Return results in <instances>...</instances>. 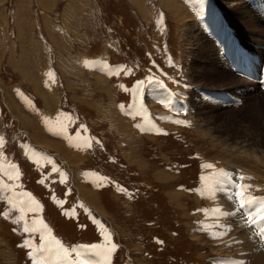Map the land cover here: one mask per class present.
I'll use <instances>...</instances> for the list:
<instances>
[{"label":"rangeland","instance_id":"obj_1","mask_svg":"<svg viewBox=\"0 0 264 264\" xmlns=\"http://www.w3.org/2000/svg\"><path fill=\"white\" fill-rule=\"evenodd\" d=\"M0 137V264H264V0H0Z\"/></svg>","mask_w":264,"mask_h":264},{"label":"snow or ice","instance_id":"obj_2","mask_svg":"<svg viewBox=\"0 0 264 264\" xmlns=\"http://www.w3.org/2000/svg\"><path fill=\"white\" fill-rule=\"evenodd\" d=\"M60 127L62 131L56 134L65 135V138L68 139L66 135L67 125L61 123ZM3 144H4V138L0 137V147H2ZM89 147H91V144H89ZM202 167L207 168V169H213L214 165L209 163V164L202 165ZM53 170L57 171L54 165H53ZM18 175L19 174L17 173V176L15 178L18 179ZM9 178L11 179L13 177H9ZM213 179L216 180L217 186L214 188L209 187L208 189L213 196L215 195L217 191L225 192V194H227L226 188L234 187L238 189V191L235 193V196L241 199V206H243V198H244L245 190L251 186L244 184V183H237L236 181L237 180L245 181V180L251 179V177L245 176L243 174H239L237 169H233L231 171H227L225 169H219L217 172L213 173L211 177L209 176L201 177V180L205 182L209 180H213ZM40 182L43 183V181H40ZM6 187L7 185L0 182V188H6ZM231 198L232 197L229 196V199ZM9 203L11 204L13 203V201L9 200ZM39 208L40 206L33 201L31 202V205L29 206L28 211H38ZM215 211L219 212L220 210L215 209ZM6 215L7 214H5V216ZM20 221H25V215H24L23 209H21V215L16 222L19 223ZM101 227L103 226L101 225ZM23 231L40 233L41 238L46 241L47 247L42 246L40 249H38V251H41V252L47 251V252L55 253V254H59L60 252H63L64 255L67 256V249H64L63 246L60 244V242L51 236V229L48 228V226L44 223L43 220H40V219L33 220L31 226H29L28 223L25 221ZM104 235H105L106 244L103 247V253L105 257L103 264H111V259H110L111 253L115 251L116 245L111 243V238L109 234L105 233ZM25 246H31V241H26ZM85 248H86V251L96 252L101 248V246L91 245L90 247L85 246ZM29 255L32 256V253L30 252ZM32 258L33 260H35L34 256ZM37 264H39V262H37ZM77 264H94V262L89 261V260H82V261H77Z\"/></svg>","mask_w":264,"mask_h":264},{"label":"bare ground","instance_id":"obj_3","mask_svg":"<svg viewBox=\"0 0 264 264\" xmlns=\"http://www.w3.org/2000/svg\"><path fill=\"white\" fill-rule=\"evenodd\" d=\"M226 3V2H225ZM229 3V2H228ZM70 73V72H69ZM68 74V73H67ZM253 159L254 160H256L254 157H253ZM259 161V160H258ZM264 164V163H263ZM262 166V165H261ZM254 168L255 169H258V166L256 165V166H254ZM250 173L251 174H254L256 177H257V179H259V177H262V176H260V175H256L255 174V172H253V171H250ZM263 173H264V171H263ZM237 183H242V181H239V180H237ZM262 186V185H261ZM238 191V189L235 191V193ZM235 193H234V197H235V200H236V202L238 203V204H241V203H239V202H241V199L239 198V197H237V196H235ZM246 194V193H245ZM247 195V194H246ZM245 196V195H244ZM247 198H248V200L247 199H244L243 198V202L244 203H247V202H249V203H252V204H256L253 200H251V198L250 197H248V196H246ZM259 204V203H258ZM258 204H256V205H258ZM251 205V204H250ZM229 209V208H228ZM241 209V208H240ZM236 214V213H235ZM239 215V214H238ZM240 218V219H239ZM246 219V218H245ZM243 221H245L244 220V217H243V220L241 219V217H237V219H236V225H237V227L240 229L241 227H244L243 228V230L241 231L240 230V232L238 233V239L240 240L241 239V237L239 236V235H241L242 237H244V236H246V235H249V231H248V229H249V227H248V229L246 230V228H245V224L243 223ZM246 221H248V220H246ZM247 224V223H246ZM235 225V226H236ZM250 225V224H249ZM246 227H247V225H246ZM251 234V233H250ZM256 234V233H255ZM253 235V234H252ZM257 236H254V237H251L250 238V241H251V243H252V245L253 246H257L258 244L256 243V242H259L260 240L258 239V237L256 238ZM256 241V242H255ZM261 244H263V243H261ZM259 245H260V243H259ZM259 245H258V247H259ZM262 247H263V245H262ZM260 248V247H259ZM264 257V256H263ZM241 261V260H240Z\"/></svg>","mask_w":264,"mask_h":264},{"label":"crops","instance_id":"obj_4","mask_svg":"<svg viewBox=\"0 0 264 264\" xmlns=\"http://www.w3.org/2000/svg\"><path fill=\"white\" fill-rule=\"evenodd\" d=\"M13 87H16V86H13ZM19 96H20V94H19ZM55 113H56V111H55ZM66 119H68V117H66ZM18 160H20V156L18 155L17 151L14 155H12L9 153L6 145L2 146V149L0 150V162H14L16 164V163H19ZM26 191H28V190H26ZM0 210H2V208H0Z\"/></svg>","mask_w":264,"mask_h":264}]
</instances>
